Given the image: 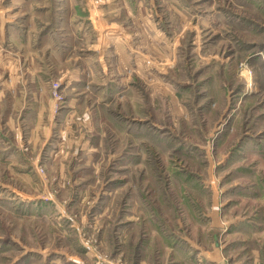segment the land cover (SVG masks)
<instances>
[{"label":"rangeland","instance_id":"rangeland-1","mask_svg":"<svg viewBox=\"0 0 264 264\" xmlns=\"http://www.w3.org/2000/svg\"><path fill=\"white\" fill-rule=\"evenodd\" d=\"M0 264H264V0H0Z\"/></svg>","mask_w":264,"mask_h":264},{"label":"crops","instance_id":"crops-1","mask_svg":"<svg viewBox=\"0 0 264 264\" xmlns=\"http://www.w3.org/2000/svg\"><path fill=\"white\" fill-rule=\"evenodd\" d=\"M203 256L206 258V254H203Z\"/></svg>","mask_w":264,"mask_h":264}]
</instances>
